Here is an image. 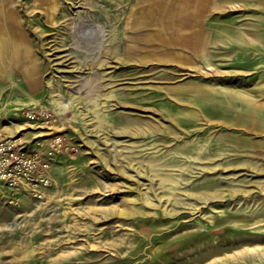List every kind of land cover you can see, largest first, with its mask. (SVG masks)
I'll list each match as a JSON object with an SVG mask.
<instances>
[{
	"label": "rangeland",
	"instance_id": "rangeland-1",
	"mask_svg": "<svg viewBox=\"0 0 264 264\" xmlns=\"http://www.w3.org/2000/svg\"><path fill=\"white\" fill-rule=\"evenodd\" d=\"M56 1L0 0V264H264V0Z\"/></svg>",
	"mask_w": 264,
	"mask_h": 264
},
{
	"label": "bare ground",
	"instance_id": "bare-ground-1",
	"mask_svg": "<svg viewBox=\"0 0 264 264\" xmlns=\"http://www.w3.org/2000/svg\"><path fill=\"white\" fill-rule=\"evenodd\" d=\"M39 2H40V4L42 5V6H44L46 9H48V11H49V16H50V18H51V20H52V22L53 23H55V16H54V11H56V9H57V1L56 0H39ZM86 21V20H85ZM89 21H90V19H89ZM89 21H87V22H89ZM92 21V20H91ZM84 23V22H83ZM90 23V22H89ZM94 25V24H93ZM84 26V25H83ZM95 27H97V26H95ZM102 28V27H101ZM93 30H94V27L93 26H86L85 27V29L82 31L83 32V34H85V33H87V36H90L91 37V35L93 34ZM97 30V29H96ZM104 33V32H103ZM82 34V35H83ZM95 34V33H94ZM104 37V36H103ZM89 38V37H88ZM92 39H90V41H91ZM92 42H94V41H92ZM89 49V48H88ZM91 51V50H90ZM60 101V100H59ZM62 104H63V106L65 107L66 106V103L64 102H62ZM61 105V104H60ZM95 113V112H94ZM98 122L101 124V121H99L98 120ZM99 126V125H98ZM262 190L264 191V187H262ZM169 197V196H168ZM169 199V198H168ZM121 213H130V212H128V211H122ZM262 252V251H261ZM223 257V256H222ZM221 259V258H220ZM223 260V259H222Z\"/></svg>",
	"mask_w": 264,
	"mask_h": 264
},
{
	"label": "crops",
	"instance_id": "crops-1",
	"mask_svg": "<svg viewBox=\"0 0 264 264\" xmlns=\"http://www.w3.org/2000/svg\"><path fill=\"white\" fill-rule=\"evenodd\" d=\"M189 1L190 0H183V2H189ZM201 1H204V0H201ZM197 33H198V30L192 29L191 32L189 34L186 33V36L182 37V39L184 41H190V40H192V38L193 39L195 38V36L197 35Z\"/></svg>",
	"mask_w": 264,
	"mask_h": 264
}]
</instances>
